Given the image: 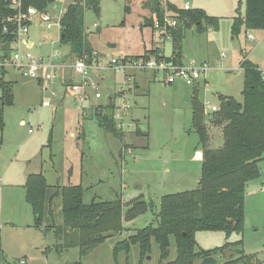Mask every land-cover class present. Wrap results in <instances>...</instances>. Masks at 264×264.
<instances>
[{
	"label": "rangeland",
	"instance_id": "rangeland-1",
	"mask_svg": "<svg viewBox=\"0 0 264 264\" xmlns=\"http://www.w3.org/2000/svg\"><path fill=\"white\" fill-rule=\"evenodd\" d=\"M71 1L66 0L63 7ZM244 1L162 0L163 6L170 3L182 9L187 4L191 10L202 9L218 18L217 30L208 28L200 33L193 27L185 32L181 43L182 57L208 66L207 91H203L202 84L196 91L201 104L205 102L218 108L220 95L241 103L242 58L258 67L264 64V31L242 30L236 36L231 35L235 10L239 4L240 15H243ZM147 2L99 0L97 16L90 10L84 12L85 34L95 56L108 63L111 59L140 56L148 49H164L166 55L171 54L172 41L163 43L159 31L143 25L150 17ZM126 6L128 13H125ZM94 24L97 27H93ZM28 32L29 39L36 45L30 50L34 58L48 54L53 48L51 41L57 39L51 31L41 28L36 19ZM248 35L253 37L252 41L247 39ZM60 44H55V50L62 56L68 52V47ZM3 53L0 48V56ZM221 54L225 56L221 58ZM74 59H65L68 67ZM95 67L93 64L90 76L98 83L102 98L94 100L90 96L89 101L84 102L87 108L83 109L64 86L79 80L68 69L61 70L56 83L50 87L55 96L42 93L36 81L24 79L10 68L4 70V79L13 83L14 101L3 108L4 127L0 133V264H70L79 260L76 248L57 252L58 240L53 230H44L47 216L42 227H33V214L25 202L23 188L28 175L42 173L49 194L63 186L80 184L86 189L84 204L92 200L114 201L119 196L122 202L140 197L149 204L150 210L131 221H123L122 232L111 234L83 257V264H138L136 245L125 254L114 253L116 244L139 229L156 225L163 196L198 188L201 159L195 158L199 143L191 127L193 88L182 82L166 85L159 74L138 75L141 80L136 79L138 87L133 93L120 95L130 106L129 115L136 124L133 131L123 132L124 146L121 140L98 127L94 115L96 109L105 106L109 94L112 96L119 87L126 88L121 86L123 75L109 69L98 71ZM70 75L73 79H67ZM41 100L49 101L51 107L42 108ZM115 102L119 103L117 99ZM21 121H24L23 126ZM208 132V146L220 148L223 145L221 128L211 125ZM71 133L77 136L79 133L80 139H71ZM259 169V179L247 183L245 188L243 232L233 233L228 239L222 232H197L196 250L212 251L225 243L241 241L239 248L231 246L229 249L256 254L264 264V160L259 163ZM52 209L54 222L59 225L62 221L59 198L54 199ZM223 254L217 252L213 257L222 262ZM175 257L176 247L171 237L169 261ZM158 260V245L152 241L151 252L141 264H157Z\"/></svg>",
	"mask_w": 264,
	"mask_h": 264
},
{
	"label": "trees",
	"instance_id": "trees-1",
	"mask_svg": "<svg viewBox=\"0 0 264 264\" xmlns=\"http://www.w3.org/2000/svg\"><path fill=\"white\" fill-rule=\"evenodd\" d=\"M58 0H21L22 9L36 8L47 11ZM150 17L143 25L153 29V16L163 22L164 11L171 12L177 21L170 30L173 61L182 63L181 43L186 31L193 27L202 33L208 28L217 30L218 18L209 16L202 9L183 10L170 3L164 6L162 0H148L145 5ZM244 13L240 15L239 4L235 10L230 27L231 35L236 36L242 30L264 31V0H245ZM99 14V0H72L66 7L60 20V45L68 47L69 57L85 58L91 62L93 49L84 30V12ZM129 7H125V13ZM14 14L10 0H0V48L7 57L12 35L3 33L4 19ZM160 50L150 49L138 57H158ZM243 70L242 102L233 98L218 96L219 106L216 112L205 115L202 104L198 101V87L191 94L192 129L198 136L202 151L198 188L161 198L157 223L137 230L134 234L118 242L114 253L127 254L130 247L136 245L139 251V263L151 252V242L158 245L159 260L157 264H199L198 261L224 250L232 252L229 260L217 264H262L256 254H244L241 241L225 243L212 251L196 250L195 234L197 232H222L226 239L233 233L244 230V195L247 183L260 177L259 163L264 160V82L258 66L247 60L241 61ZM4 70L0 77V133L4 127L3 108L11 106L14 101L13 83L4 79ZM68 82V81H67ZM69 86V82L65 87ZM117 95L110 96L105 106L95 110L97 125L106 134L121 140L124 134L118 130L113 121L114 104ZM206 117H209V119ZM211 125L221 128L223 145L218 149L208 146ZM138 132V131H137ZM140 133V132H139ZM2 141L0 139V145ZM125 146V145H124ZM120 154V152H119ZM25 202L31 207L33 227L53 230L58 240L56 250L59 253L78 249L79 260L70 264H83L81 259L102 244L111 234L123 231L122 222L131 221L150 210L142 198L135 197L122 202L120 196L114 201L92 200L84 204L86 191L80 184L57 188L49 194V186L42 173L28 175L24 184ZM60 199L62 221L54 222L52 203ZM123 207L125 211L123 213ZM174 239L176 257L169 261L170 238ZM1 243V239H0ZM231 246L232 250H230ZM230 248V249H229ZM1 256V245H0Z\"/></svg>",
	"mask_w": 264,
	"mask_h": 264
},
{
	"label": "built area",
	"instance_id": "built-area-1",
	"mask_svg": "<svg viewBox=\"0 0 264 264\" xmlns=\"http://www.w3.org/2000/svg\"><path fill=\"white\" fill-rule=\"evenodd\" d=\"M65 1L58 0L47 11H38L36 8L31 7H28L24 11L21 0H10V8L14 14L4 19L3 33L12 35V41L8 48L7 57L0 60L1 70L10 68L22 78L36 81L42 93L49 92L52 96H55L50 87L56 83V77L61 70L68 69L79 80L69 84L67 90L73 94V97H75L81 108L85 106L84 102H87L90 96H93L94 100L102 98V94L98 89V83H94L92 81L94 78L90 76L93 64L96 65L94 69L98 71L109 69L123 76L129 72L152 73L154 76L159 74L162 76V82L166 85L182 82L189 87L195 88L199 87V84H202L203 91H207V82L205 81V74L208 71L207 64L196 63L192 60L179 64L173 61L174 57L163 54V52L158 57H138L136 59L126 57L111 59L108 63L104 59L95 56L93 52L90 63L85 58L73 57L75 59L70 67H68L65 61V59L68 60L69 58L68 52L61 56L55 50V44H60V20L65 11V7H63ZM182 9L189 10L190 8L185 4ZM35 19L41 28L51 31L53 35L57 36L56 40L51 41L53 48H51L50 52L46 53V55L44 54V56L39 55L37 58H34L30 52L32 48H36V45L29 39L28 32ZM152 21L153 29L159 31L161 41L170 40V30L175 28L177 24L172 13L165 9L162 23H159L156 17ZM93 27H97V25L94 24ZM247 39L252 41L253 37L248 35ZM224 56V54H221L220 57L223 58ZM98 65L102 67L99 68L97 67ZM258 72L260 73L262 82H264V64L258 67ZM130 80L128 78V81ZM125 87L117 89L116 99H118L119 103L115 102L112 115L116 128L121 132H127L135 128V125L128 121L130 106L127 105L123 95L120 96L121 94L131 95V93L129 94L128 87ZM40 105L42 107H50V102L42 100ZM202 106L205 115L218 110L217 107L210 106L205 102H203ZM28 132L31 133L32 130Z\"/></svg>",
	"mask_w": 264,
	"mask_h": 264
},
{
	"label": "crops",
	"instance_id": "crops-1",
	"mask_svg": "<svg viewBox=\"0 0 264 264\" xmlns=\"http://www.w3.org/2000/svg\"><path fill=\"white\" fill-rule=\"evenodd\" d=\"M179 9H181V8H179ZM244 9H245V6H244ZM155 16H153V18H154ZM231 23H232V21H231ZM231 27V26H230ZM165 41V40H164ZM164 41H163V43H164ZM149 50V49H148ZM161 51V50H160ZM145 52V51H144ZM143 52V53H144ZM162 52H163V54H165V52H164V49L162 50ZM171 53H172V50H171ZM67 54V53H66ZM171 55V54H170ZM141 56V55H140ZM183 59H182V62H186V61H189V60H186L184 57H182ZM138 75H140L139 77H141V76H144L145 74L144 73H137V72H130V73H128V75H125V76H123V80H122V85L121 86H127L128 87V89H129V94L131 93H133V89H135V88H137L138 87V84H137V78L139 79V77H138ZM70 78H72L71 77V75L69 76V77H67V79H70ZM128 78H130L131 80L130 81H128ZM66 79V80H67ZM73 79V78H72ZM140 80L141 79H139V82H140ZM126 83H127V85H126ZM132 85L134 86V88H132ZM64 86H65V84H64ZM99 86V85H98ZM119 88H121V87H119ZM116 92H117V90L116 91H114V93H112L113 95H117L116 94ZM100 93H101V91H100ZM102 94V93H101ZM110 95V94H109ZM108 95V97H107V100H108V98L111 96H109ZM112 95V96H113ZM118 100V99H117ZM125 100V99H124ZM42 101V100H41ZM89 101V100H88ZM87 101V102H88ZM42 107V106H41ZM51 107V106H50ZM50 107H42V108H50ZM85 107V106H84ZM83 107V108H84ZM83 108H81V109H83ZM85 108H87V106L85 107ZM88 114L89 113H86V116L85 117H88ZM128 121H130V123L132 122V123H134V121L132 120V117L128 114ZM22 126L24 125V121H21V123H20ZM135 128H136V124H135ZM130 131H133L132 129L130 130ZM130 131H127V132H130ZM69 137L71 138V139H74V138H78L77 140H79L80 139V137H79V133H78V136L77 135H75L74 133H71L70 135H69ZM209 145V144H208ZM197 151H201V149L200 148H198V149H196L194 152H197ZM202 152V151H201ZM193 159H194V157H193Z\"/></svg>",
	"mask_w": 264,
	"mask_h": 264
},
{
	"label": "water",
	"instance_id": "water-1",
	"mask_svg": "<svg viewBox=\"0 0 264 264\" xmlns=\"http://www.w3.org/2000/svg\"><path fill=\"white\" fill-rule=\"evenodd\" d=\"M63 36H61L62 38ZM195 158L197 160H200L202 158V152L200 151H197L195 152ZM264 245V243H263ZM232 255V252H230L229 250H224V258L225 260H229L230 259V256ZM199 264H217V260L212 257V256H209V257H206L204 259H202Z\"/></svg>",
	"mask_w": 264,
	"mask_h": 264
}]
</instances>
